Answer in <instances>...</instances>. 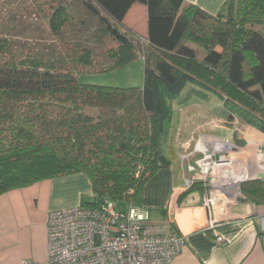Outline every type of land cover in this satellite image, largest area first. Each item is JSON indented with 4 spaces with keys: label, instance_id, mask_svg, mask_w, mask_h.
<instances>
[{
    "label": "trees",
    "instance_id": "obj_1",
    "mask_svg": "<svg viewBox=\"0 0 264 264\" xmlns=\"http://www.w3.org/2000/svg\"><path fill=\"white\" fill-rule=\"evenodd\" d=\"M35 1L50 9V40L58 41L72 12L65 0ZM81 1L85 20L64 53L67 69L49 50L12 58L13 37L0 36V196L83 173L93 187L84 206L132 204L172 166L177 108L213 98L227 120L264 134V0H227L216 16L184 0ZM135 4L148 10L147 43L122 29ZM139 57L142 88L80 82ZM242 193L264 204V180L243 183Z\"/></svg>",
    "mask_w": 264,
    "mask_h": 264
},
{
    "label": "crops",
    "instance_id": "obj_2",
    "mask_svg": "<svg viewBox=\"0 0 264 264\" xmlns=\"http://www.w3.org/2000/svg\"><path fill=\"white\" fill-rule=\"evenodd\" d=\"M226 1L184 0L213 16L219 14ZM122 29L147 43V7L135 4ZM236 123L237 119L229 126L209 122L205 124L210 126L208 133L202 126L193 134L189 124L179 127L171 168L157 173L133 203L148 213L150 224L166 225L186 237L185 249L171 264H264V204L248 200L241 187L238 201L226 204L224 210L216 207L211 213L204 205L202 188L187 192L185 184L197 170L195 161L203 159L208 154L207 146L213 144H207V138H218L215 132L221 129V140L231 147L233 164L252 174L248 181L264 180V134L243 122L239 127ZM182 134L188 138L184 142L178 141ZM92 195L91 180L83 173L44 180L1 195L0 264H46L49 214L83 205Z\"/></svg>",
    "mask_w": 264,
    "mask_h": 264
},
{
    "label": "built area",
    "instance_id": "obj_3",
    "mask_svg": "<svg viewBox=\"0 0 264 264\" xmlns=\"http://www.w3.org/2000/svg\"><path fill=\"white\" fill-rule=\"evenodd\" d=\"M224 145L206 154L194 176L185 180L187 189L200 185L211 213L238 201L242 184L250 179L244 170H235L230 157L216 158ZM148 220V213L133 203L124 211L112 202L101 208L80 205L53 211L47 222L46 264H171L185 249L186 237Z\"/></svg>",
    "mask_w": 264,
    "mask_h": 264
},
{
    "label": "rangeland",
    "instance_id": "obj_4",
    "mask_svg": "<svg viewBox=\"0 0 264 264\" xmlns=\"http://www.w3.org/2000/svg\"><path fill=\"white\" fill-rule=\"evenodd\" d=\"M41 1L44 2L43 0ZM64 3L67 4L72 12L73 23H71L69 28L65 30V34L61 38H58V41L52 43L50 40L52 36L50 35L51 32L49 25L51 11L48 7H39V1L35 0H0V36H12L14 41L9 56L12 58H20L30 54L37 55L40 52H46V50H49L48 52H53L64 61L65 67L63 69H67L64 53L67 51L70 52L69 48L72 46V41L80 40L79 36L81 33L79 30V23L80 19L85 20V12L82 9L81 0H65ZM92 23L96 24L95 22ZM88 31L90 36L94 32V28L91 27ZM62 41H67L68 44L62 46L64 44ZM144 68V60L142 57H139L134 62L122 68L110 72H86L81 74L79 79L81 83L86 85L121 89L142 88L144 84ZM198 108H201L200 110L205 112L201 114V111L197 110ZM190 111H196L193 113H197V115L193 116ZM190 114L192 115V118L189 120L188 117H190ZM225 115L227 116V112L221 107V103L216 98H213L211 102L207 104L197 102L186 108H177L174 118L177 126L175 132L176 139L179 127H183L186 124L190 125V130L192 131L191 134H193V130L199 126H202L204 133H208L210 126L205 124L209 122L211 125L226 124L229 126L231 121L227 120ZM239 124H242V122L237 119L236 126L239 127ZM230 126L233 127L232 124ZM215 133L220 139L209 137L206 140L205 138L207 144L211 141L213 143L207 146V153H216L215 150L217 149V145L219 143H224L225 145L221 149L222 154H216L215 156L216 158L223 155L231 157L230 145L221 140V138L224 137V132L221 129L216 130ZM178 139V141L184 142L188 138L182 134L180 137L178 136ZM195 162L199 163L200 159ZM178 165H180V163ZM241 166L243 165L241 164ZM234 168L238 173L244 170L249 177H252V174H250L248 170L240 168L239 166H235ZM187 177L190 178L189 176ZM128 205L129 204L126 202H121L116 204V208L124 211L127 210Z\"/></svg>",
    "mask_w": 264,
    "mask_h": 264
},
{
    "label": "bare ground",
    "instance_id": "obj_5",
    "mask_svg": "<svg viewBox=\"0 0 264 264\" xmlns=\"http://www.w3.org/2000/svg\"><path fill=\"white\" fill-rule=\"evenodd\" d=\"M218 151H220V149L218 148Z\"/></svg>",
    "mask_w": 264,
    "mask_h": 264
}]
</instances>
